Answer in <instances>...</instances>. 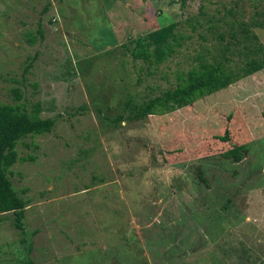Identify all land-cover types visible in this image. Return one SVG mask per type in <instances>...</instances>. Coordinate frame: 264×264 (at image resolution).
Wrapping results in <instances>:
<instances>
[{
	"label": "rangeland",
	"instance_id": "rangeland-1",
	"mask_svg": "<svg viewBox=\"0 0 264 264\" xmlns=\"http://www.w3.org/2000/svg\"><path fill=\"white\" fill-rule=\"evenodd\" d=\"M171 22L160 64L122 46ZM251 58L264 0H0V104L55 120L15 146L26 205L21 229L0 213V264H264V67L170 112L125 108Z\"/></svg>",
	"mask_w": 264,
	"mask_h": 264
},
{
	"label": "trees",
	"instance_id": "trees-1",
	"mask_svg": "<svg viewBox=\"0 0 264 264\" xmlns=\"http://www.w3.org/2000/svg\"><path fill=\"white\" fill-rule=\"evenodd\" d=\"M176 28L177 24L171 22L145 35L129 39L127 44L123 43L122 46L129 51L133 60L140 59L148 63L160 64L179 44ZM263 67L264 62L255 58L246 62V67H243L241 73L224 65L222 61L200 62L199 65L181 73L174 87L136 103L126 101L127 118L137 120L156 112L166 113L192 105L197 99L223 89L242 76L250 75ZM38 113V106L29 115L21 111L18 105L0 104V213L12 212L14 225L18 229L22 228L26 201L14 191L7 177V170L17 160L15 146L19 139L28 134H42L52 130L55 120L50 117L41 118ZM123 118V115H119L115 121ZM219 138L227 141V131ZM245 153L246 147L241 144L232 146L222 155L239 162ZM198 176L200 180H204L201 169L198 170Z\"/></svg>",
	"mask_w": 264,
	"mask_h": 264
}]
</instances>
